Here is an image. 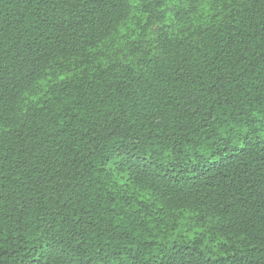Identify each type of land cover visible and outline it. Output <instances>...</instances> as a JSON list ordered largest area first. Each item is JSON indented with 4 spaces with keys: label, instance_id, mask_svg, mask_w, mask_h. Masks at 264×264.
Returning <instances> with one entry per match:
<instances>
[{
    "label": "trees",
    "instance_id": "16d2710c",
    "mask_svg": "<svg viewBox=\"0 0 264 264\" xmlns=\"http://www.w3.org/2000/svg\"><path fill=\"white\" fill-rule=\"evenodd\" d=\"M0 264H264V0H0Z\"/></svg>",
    "mask_w": 264,
    "mask_h": 264
}]
</instances>
